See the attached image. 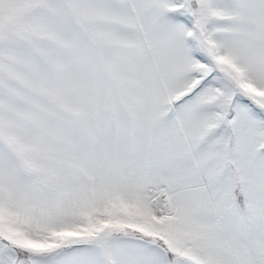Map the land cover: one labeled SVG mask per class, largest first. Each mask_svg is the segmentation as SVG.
Wrapping results in <instances>:
<instances>
[{
  "label": "snow or ice",
  "instance_id": "1",
  "mask_svg": "<svg viewBox=\"0 0 264 264\" xmlns=\"http://www.w3.org/2000/svg\"><path fill=\"white\" fill-rule=\"evenodd\" d=\"M0 264H264V0H0Z\"/></svg>",
  "mask_w": 264,
  "mask_h": 264
}]
</instances>
